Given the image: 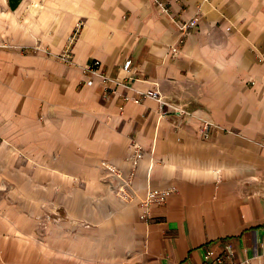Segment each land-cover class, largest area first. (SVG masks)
I'll return each mask as SVG.
<instances>
[{
    "label": "crops",
    "instance_id": "obj_1",
    "mask_svg": "<svg viewBox=\"0 0 264 264\" xmlns=\"http://www.w3.org/2000/svg\"><path fill=\"white\" fill-rule=\"evenodd\" d=\"M0 139V264H264V0H0Z\"/></svg>",
    "mask_w": 264,
    "mask_h": 264
},
{
    "label": "built area",
    "instance_id": "obj_2",
    "mask_svg": "<svg viewBox=\"0 0 264 264\" xmlns=\"http://www.w3.org/2000/svg\"><path fill=\"white\" fill-rule=\"evenodd\" d=\"M160 7V11L162 13H166L167 9L165 8L164 4L160 3L159 4ZM83 27L82 23H78L76 26V29L73 33V35L70 37L69 42L67 44V46L64 48V50L57 54V55H52L50 51H45V53L47 55H51V56H55V58L57 60H59L60 62L66 64V65H74V59H73V44L75 42L76 36H78L80 29ZM199 28V19L194 18L191 19L189 22L185 23L181 29L184 32H189L192 29H197ZM34 51H39L41 50L40 47H35L33 48ZM178 49L177 48H173L172 49V54L173 56H176L178 54ZM100 63L98 61H93L92 63H90L87 67L86 70L90 71L93 74H97L99 75L102 79H103V83L104 84H108L109 90L111 92H115V88L117 86L120 85H124V81H120V80H113L110 79L109 77H107L106 75H103L101 73H99L100 71ZM126 72H130L129 69L126 70ZM138 97L135 98H130V97H125L126 101H133L137 104L141 103L143 100L147 99V98H151L154 99L155 101L158 102L159 104V115L161 119H164L168 116V112H166L165 108L168 107V104L165 102L164 97L161 95V93L159 91H148L145 93H137ZM176 113L179 116H186L187 113L185 111L182 110H176ZM211 124L209 123H205L203 126V130L204 132V138L208 139L209 138V130L211 128ZM1 142V139H0ZM146 152L144 151L143 147L140 145V143L137 141V139L133 138L131 139L130 142V153L127 157L129 163L131 164L132 167V174L133 172H135V170L137 169V167L139 166L140 162L143 160V158L145 157ZM132 175L125 181H122L121 184H119L117 190H116V196H118L119 198L128 201L131 198V185H132ZM173 192V190H161V189H156V188H149L148 192L146 194L145 199L142 201L141 203V219L145 222H150L151 217H150V208L152 205L155 204H162L163 202H165V200L171 195V193ZM47 220L53 222V223H58L59 222V218H51V216H47L46 217ZM211 255V253H208L207 255V259L209 258V256ZM223 259L222 258H218L217 259V263L222 264ZM245 264H252L251 261H246Z\"/></svg>",
    "mask_w": 264,
    "mask_h": 264
},
{
    "label": "rangeland",
    "instance_id": "obj_3",
    "mask_svg": "<svg viewBox=\"0 0 264 264\" xmlns=\"http://www.w3.org/2000/svg\"><path fill=\"white\" fill-rule=\"evenodd\" d=\"M2 142V141H1ZM1 142H0V145H1Z\"/></svg>",
    "mask_w": 264,
    "mask_h": 264
}]
</instances>
